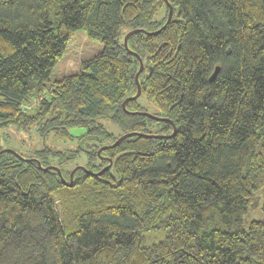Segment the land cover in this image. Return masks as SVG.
I'll list each match as a JSON object with an SVG mask.
<instances>
[{
  "label": "trees",
  "instance_id": "obj_1",
  "mask_svg": "<svg viewBox=\"0 0 264 264\" xmlns=\"http://www.w3.org/2000/svg\"><path fill=\"white\" fill-rule=\"evenodd\" d=\"M169 1L126 47L165 0H0V144L112 159L2 153L0 264H264V0ZM78 29L104 48L53 80Z\"/></svg>",
  "mask_w": 264,
  "mask_h": 264
},
{
  "label": "rangeland",
  "instance_id": "obj_2",
  "mask_svg": "<svg viewBox=\"0 0 264 264\" xmlns=\"http://www.w3.org/2000/svg\"><path fill=\"white\" fill-rule=\"evenodd\" d=\"M104 44L99 39L91 38L85 29H78L75 31L71 39L69 40L67 47L54 66L51 78L53 80L61 79L65 75L77 73L81 69V63L85 59L92 58L103 50ZM141 102L146 108L147 112L156 114L158 108L155 104L150 102L146 97L141 98ZM108 127H110L108 125ZM111 128V127H110ZM73 133L80 134L83 132L82 128H73ZM1 146L3 148H13L22 151L26 156H31L36 148L43 146L42 139L34 133L24 132L15 127H10L7 131L2 133ZM54 139L49 136L47 142L53 143ZM55 142V141H54ZM56 144L58 147L72 148L73 143L65 142L62 138L58 140ZM70 165H67L69 170H73L77 165L85 162L83 158H77ZM58 161L55 160L54 165H58ZM78 163V164H77ZM60 167V166H59ZM61 168V167H60Z\"/></svg>",
  "mask_w": 264,
  "mask_h": 264
},
{
  "label": "water",
  "instance_id": "obj_3",
  "mask_svg": "<svg viewBox=\"0 0 264 264\" xmlns=\"http://www.w3.org/2000/svg\"><path fill=\"white\" fill-rule=\"evenodd\" d=\"M165 1L167 2L168 6H169V15H168V19H167V21L165 22V24H164L161 28H159V29H157V30H154V31H149V30L142 29V28H135V29H133V30H130V31L126 34V36H125V38H124V42H125L126 47H129V38H130V36H131L132 34L136 33V32L141 31V32H146V33H148V34H158V33H160L164 28H166V26L168 25V23L172 20V17H173V13H174V11H173V5H172V3H171L169 0H165ZM228 52L230 53L231 50L229 49ZM140 60H141V61H140V62H141V65H140V68H139V70H138V72H137V74H136V82H137V85H138V91H137L136 94H134V95L128 97V98L124 101V103H123L124 108H126V105H127L128 101H130V100H132V99H136V98H138V97L141 95V93H142V87H141V83H140V80H139V76H140V73H141V72L143 71V69H144V63H143V61H142L141 58H140ZM220 69H221V66H220V65L216 66L215 71H214L213 74H212V79H215V78H216V76L218 75ZM132 113H140V114L147 115V116H149V117H151V118H154V119H157V120H163V121H170V122H173L172 120H170V119L167 118V117L158 116V115H156V114H152V113L147 112V111H132ZM176 131H177V130H176V126H175V124H174V132H173L172 134H170V135H163V134H144V135L149 136V137H153V136H154V137H158V138H163V137H170V136H173V135L176 133ZM134 134H139V135H141L142 133H139V132H128V133H125V134L121 135V136H120V137H119V138H118L113 144L102 146V147L99 149V153H101L102 150H105V149H107V148H109V147H115V146H117V145H118L121 141H123L125 138H127V137H129V136H131V135H134ZM4 152H13V153L17 154L18 156H21V154H20L19 152H17V151H16L15 149H13V148H3V149H1V150H0V155H1L2 153H4ZM21 157H22L23 159L27 160V161H37L38 164H39L40 166H42L45 170H48V169H55V170L59 173V175L61 176V179H62L66 184H68V185H72V184H73L74 174H75V172H76L78 169H80V168L84 169V170L87 171V172H91L92 174H97V175H99V174H101L104 170L110 168V166L112 165V159L109 158V159H110V163H109L107 166H105V167L103 168V170L98 171V172H93V171L89 170L86 166H84V165H82V164H79V165H77V166L71 171V177H70V180L68 181V180L64 177V175H63V173H62V170H61V168H60L59 166L52 164V165H49V166L44 167V166L42 165L41 161H40L39 159L35 158V157H33V158H26V157H24V156H21Z\"/></svg>",
  "mask_w": 264,
  "mask_h": 264
}]
</instances>
